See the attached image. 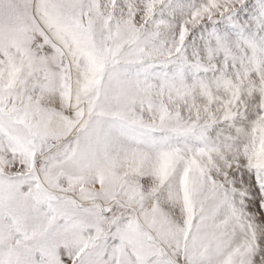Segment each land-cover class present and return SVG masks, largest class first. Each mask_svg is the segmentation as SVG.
Masks as SVG:
<instances>
[{
    "label": "snow or ice",
    "instance_id": "snow-or-ice-1",
    "mask_svg": "<svg viewBox=\"0 0 264 264\" xmlns=\"http://www.w3.org/2000/svg\"><path fill=\"white\" fill-rule=\"evenodd\" d=\"M0 264H264V0H0Z\"/></svg>",
    "mask_w": 264,
    "mask_h": 264
}]
</instances>
